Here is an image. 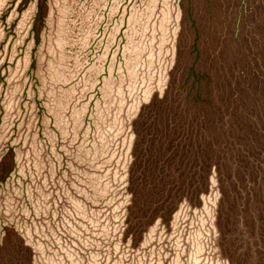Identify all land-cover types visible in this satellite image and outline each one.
Listing matches in <instances>:
<instances>
[{"label": "rangeland", "instance_id": "rangeland-1", "mask_svg": "<svg viewBox=\"0 0 264 264\" xmlns=\"http://www.w3.org/2000/svg\"><path fill=\"white\" fill-rule=\"evenodd\" d=\"M0 264H264V0H0Z\"/></svg>", "mask_w": 264, "mask_h": 264}]
</instances>
